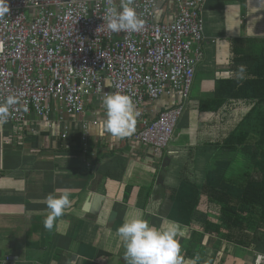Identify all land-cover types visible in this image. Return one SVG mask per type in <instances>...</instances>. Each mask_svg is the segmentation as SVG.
Instances as JSON below:
<instances>
[{
  "label": "crops",
  "instance_id": "obj_1",
  "mask_svg": "<svg viewBox=\"0 0 264 264\" xmlns=\"http://www.w3.org/2000/svg\"><path fill=\"white\" fill-rule=\"evenodd\" d=\"M156 1V18L170 22L174 1ZM202 17L204 57L185 102L187 113L166 150L154 153L131 144V137L113 139L102 127L104 112L87 133L79 117L58 119L59 112L51 122L31 114L23 123L0 127V255L9 257L5 264H113L114 257V264H126L116 230L137 210L157 227L168 220L180 223L184 235L177 239L185 264L197 256V264H252L256 252L264 253V206L243 200L264 191V98L253 105L245 100L256 96L254 87L263 80L264 0H206ZM241 81L237 97L235 83ZM216 96H241L243 112L249 111L233 133L231 113L197 109L198 99ZM178 98L164 96L151 107L157 111ZM236 105L232 100L227 107ZM198 114L214 123L209 141L198 136ZM232 136L240 141L223 144L226 137L232 143ZM63 189L70 191L72 205L48 231L45 198ZM232 209L236 220L242 213L243 222L235 225L229 216L224 221L222 211ZM100 250L110 258L99 256Z\"/></svg>",
  "mask_w": 264,
  "mask_h": 264
},
{
  "label": "built area",
  "instance_id": "obj_2",
  "mask_svg": "<svg viewBox=\"0 0 264 264\" xmlns=\"http://www.w3.org/2000/svg\"><path fill=\"white\" fill-rule=\"evenodd\" d=\"M173 1L175 15L164 22L156 18V0H134L142 30L112 33L103 19L107 0H7L10 11L0 20V103L18 97L7 123H23L31 114L51 122L59 112L58 119L79 117L87 133L105 113L104 96L120 92L140 113L130 143L166 150L206 42V0ZM164 96L180 100L154 111L151 105ZM6 261L0 255V264ZM252 264H264V253L256 252Z\"/></svg>",
  "mask_w": 264,
  "mask_h": 264
},
{
  "label": "clouds",
  "instance_id": "obj_3",
  "mask_svg": "<svg viewBox=\"0 0 264 264\" xmlns=\"http://www.w3.org/2000/svg\"><path fill=\"white\" fill-rule=\"evenodd\" d=\"M134 0H120L119 7L115 0H107L104 21L107 29L112 33L138 32L142 30L144 21L138 16L133 7ZM10 11L7 0H0V20H3ZM245 69L240 66L241 78ZM18 103V97L9 95L0 103V127L8 122L10 107ZM106 119L102 122L104 130L115 140L131 137L136 131L137 117L140 115L131 97L127 94L114 92L107 94L103 99ZM71 193L67 189L49 193L45 202L49 214L44 219V228L52 231L58 218L65 215L72 205ZM124 248L126 264H185L178 236L184 231L179 222L168 220L164 226L157 227L144 218L142 210L126 218L117 228ZM197 256L191 264H197Z\"/></svg>",
  "mask_w": 264,
  "mask_h": 264
},
{
  "label": "trees",
  "instance_id": "obj_4",
  "mask_svg": "<svg viewBox=\"0 0 264 264\" xmlns=\"http://www.w3.org/2000/svg\"><path fill=\"white\" fill-rule=\"evenodd\" d=\"M238 61H241V58L238 59ZM263 69V80H262V84L261 85H258V86H255L254 88L256 89L255 90V94L256 96L252 97V98H247L245 100L249 101L252 103H256L258 102L259 100H262L264 98V66L262 67ZM256 70V69H255ZM243 81L241 82H236L235 83V87L239 89V93L237 95V97H239L240 93H241V88L243 87ZM230 91H232V88L229 89ZM235 97V98H237ZM232 100H237L238 102V105L236 106H231L229 109L227 107V104L229 102H231ZM244 103H243V100H242V97L240 96L239 99H228L226 97H221V96H216V97H212V98H201V99H198V105H197V109L199 112H205V113H226V114H229L231 113L232 117L231 118V122H233L235 124L233 130H232V133L237 130V126L239 125V122L246 116L249 115V111L247 112V114H245L243 112V109H244ZM222 122L226 123V120H223ZM232 124V123H231ZM230 135H228L229 137ZM228 137H226L224 139V142L223 144H225L226 146L227 145H232L234 141H240V139H235V137H231L232 138V143L228 144ZM253 138V141H255L256 137L252 136ZM255 143V142H254ZM261 168H263L261 166ZM262 185H264V180H262ZM254 187H257V185H254ZM243 189H245V186L242 187ZM253 188V187H252ZM245 195V194H244ZM242 195L241 198L244 196ZM245 199L243 200H246L248 202V199H249V203H254V204H261L262 206H264V191H258V190H255L254 191V194L251 195V197H248V195L246 194L244 196ZM241 200V199H240ZM222 214H223V219L224 221L227 219V216H229L231 219H233L234 221H237V222H243L244 220V217L243 215H238L239 217H237V220H236V216L233 217L234 215V209H232V211L229 213L228 212H225V211H222ZM245 225V224H244ZM243 224H241V226L244 227ZM231 239V237L229 238ZM239 242V241H236V243ZM240 242H246V241H240Z\"/></svg>",
  "mask_w": 264,
  "mask_h": 264
},
{
  "label": "rangeland",
  "instance_id": "obj_5",
  "mask_svg": "<svg viewBox=\"0 0 264 264\" xmlns=\"http://www.w3.org/2000/svg\"><path fill=\"white\" fill-rule=\"evenodd\" d=\"M255 37H256V39H257V41H259L258 40V38H259V36H258V34H255ZM195 99H193V98H191L190 99V101H189V104L191 103V101H194ZM194 104V103H193ZM187 110H188V106L186 107L185 106V109H184V112H183V115H182V117L180 118V120H179V123L178 124H180L181 123V121H182V118L185 116V114L187 113ZM190 110V109H189ZM195 116L197 117V114H195V112H194V118H195ZM194 118H192L191 119V122L193 121V119ZM190 120V119H189ZM194 121H195V119H194ZM197 121H198V136H201L200 138H202L204 141H209L210 139H211V137L212 136H214L215 135V133H216V129L214 128V123L212 122V120H211V116H204V115H202V116H200L199 114H198V119H197ZM178 126V125H177ZM221 141H223V139H221ZM256 175H258L260 172L257 170L256 172ZM238 215H242V213H239L238 212ZM236 215L234 214L233 215V217H235ZM237 224V221L235 222V225ZM234 243H236V242H234ZM242 251H246V250H242ZM246 253V252H245ZM249 253H251V252H249ZM218 256H219V253H218Z\"/></svg>",
  "mask_w": 264,
  "mask_h": 264
},
{
  "label": "water",
  "instance_id": "obj_6",
  "mask_svg": "<svg viewBox=\"0 0 264 264\" xmlns=\"http://www.w3.org/2000/svg\"><path fill=\"white\" fill-rule=\"evenodd\" d=\"M98 255L99 256H101V255L105 256L106 255L108 257V259L110 258V254L109 253H105L102 250L99 251ZM116 259H117V257H114V258L110 259V263L112 262L114 264Z\"/></svg>",
  "mask_w": 264,
  "mask_h": 264
}]
</instances>
